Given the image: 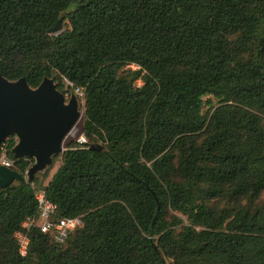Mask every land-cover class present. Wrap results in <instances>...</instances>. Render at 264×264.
I'll list each match as a JSON object with an SVG mask.
<instances>
[{
  "label": "trees",
  "instance_id": "obj_1",
  "mask_svg": "<svg viewBox=\"0 0 264 264\" xmlns=\"http://www.w3.org/2000/svg\"><path fill=\"white\" fill-rule=\"evenodd\" d=\"M0 70L82 88L88 141L0 188V264H264V0H0ZM37 189L64 243L24 230Z\"/></svg>",
  "mask_w": 264,
  "mask_h": 264
},
{
  "label": "water",
  "instance_id": "obj_2",
  "mask_svg": "<svg viewBox=\"0 0 264 264\" xmlns=\"http://www.w3.org/2000/svg\"><path fill=\"white\" fill-rule=\"evenodd\" d=\"M63 30L61 18L49 33L59 34ZM81 117L77 96L73 94L67 101L54 79L45 77L33 88L25 77L11 81L0 70V144L14 135V156L33 161L26 175L0 164V188L17 181H32L37 173L50 167L54 157L66 150L65 139ZM89 148L103 150L100 144H89Z\"/></svg>",
  "mask_w": 264,
  "mask_h": 264
},
{
  "label": "built area",
  "instance_id": "obj_3",
  "mask_svg": "<svg viewBox=\"0 0 264 264\" xmlns=\"http://www.w3.org/2000/svg\"><path fill=\"white\" fill-rule=\"evenodd\" d=\"M66 83L67 86H73V83L68 79H66ZM75 91L81 97L84 94L82 88H77ZM15 140L17 142L16 137ZM76 140L82 144H88L87 138L84 134H81ZM5 142L0 144V164L13 168L15 159L8 155V148L7 145H5ZM36 198L38 201V213L25 220L23 223L24 230L27 231L33 226H36L43 233L52 235L57 242L64 243L72 231L82 227V217H58V206L47 197L44 189L36 190ZM16 237L20 245V252L22 255H25L29 245L27 233L20 231L16 234Z\"/></svg>",
  "mask_w": 264,
  "mask_h": 264
},
{
  "label": "rangeland",
  "instance_id": "obj_4",
  "mask_svg": "<svg viewBox=\"0 0 264 264\" xmlns=\"http://www.w3.org/2000/svg\"><path fill=\"white\" fill-rule=\"evenodd\" d=\"M66 86H65V89H68L67 88V83L65 82ZM75 94L78 98V101H79V107H80V110L82 112V117H83V114H84V110H83V104H84V101H83V98L81 96H79L76 91H72V90H69L68 93L65 95V97L67 98V101L71 98V96ZM208 109V106H206L205 110ZM82 117L79 119V121L77 122L76 126L74 127V129L72 130V132L66 137L65 139V143L64 145L71 141V140H76L77 137H79L82 133ZM62 163V160H61V156L59 159H53V162L52 164L50 165V167H48L45 171L43 172H39L37 173L35 176H38L39 179H41V181H44L45 184L48 183V181L51 179V177L53 176V174L57 171V169L59 168V166L61 165ZM48 174V177L46 179H44V176Z\"/></svg>",
  "mask_w": 264,
  "mask_h": 264
}]
</instances>
